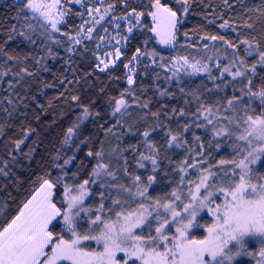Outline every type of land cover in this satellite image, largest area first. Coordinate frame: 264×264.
Returning a JSON list of instances; mask_svg holds the SVG:
<instances>
[{
    "label": "snow or ice",
    "instance_id": "snow-or-ice-1",
    "mask_svg": "<svg viewBox=\"0 0 264 264\" xmlns=\"http://www.w3.org/2000/svg\"><path fill=\"white\" fill-rule=\"evenodd\" d=\"M12 7L0 22V177L35 159L42 141L30 112L40 121L66 105L60 119L72 118L0 223V264H236L242 256L264 264V0ZM193 15L219 21L234 39H193L182 30ZM153 42L197 54L166 57ZM51 88L55 96L40 103ZM14 125L20 135L7 136Z\"/></svg>",
    "mask_w": 264,
    "mask_h": 264
},
{
    "label": "trees",
    "instance_id": "trees-1",
    "mask_svg": "<svg viewBox=\"0 0 264 264\" xmlns=\"http://www.w3.org/2000/svg\"><path fill=\"white\" fill-rule=\"evenodd\" d=\"M214 3L219 4L220 0H213ZM246 3L250 6L259 5L261 0H246ZM13 0H0V22H8L9 18L12 17L15 13V9L12 7ZM199 12V9H197ZM231 15V13H229ZM216 24H208L205 19L202 18L201 15H193L186 18V22L183 25V31H190L193 35V39H196L197 33H211V34H220L224 35L227 39H234L235 33L231 30H221L217 27ZM261 29V25H257V32ZM242 35L243 30H241ZM5 36L7 33L4 34ZM142 39V37H141ZM183 40V38H181ZM19 42V39L12 45L13 47L16 46ZM133 43H137V41H133ZM218 43V42H217ZM158 51H160L166 57L174 56V55H181V54H197L193 49H186V48H165L164 46L156 45L154 42L152 44ZM19 51L26 54L29 49L26 45L20 44ZM54 67H58V65H54ZM124 69L121 67L119 70L115 72V75L119 76L123 73ZM163 75V73H162ZM43 78L49 82H52L53 78L50 74L44 73ZM144 84H150L151 80L149 78H142L141 80ZM185 82L189 84V86H195L196 84L200 83V78H185ZM123 86L122 82L121 85ZM7 87L6 84H0V95H3V89ZM172 90L176 91V85H172ZM46 95L38 97L40 103L47 105L48 101L52 99L56 92V88L51 89H44ZM151 90L149 91L148 95L151 96ZM179 95V94H178ZM167 103L172 106L178 103L177 100H169ZM179 103L182 104V100H179ZM158 105H153V110H156ZM62 111H68L66 105H56L54 104L51 107L47 114H41L40 121H33L32 115L33 113H29V122L32 123L33 127L38 129V134L34 139L38 141H42L40 148L35 154V159L30 162H25L23 167H14L13 174L8 177H0V208H3L4 212L7 213V217H0V223L3 222L5 218H10L12 215L15 214L17 207L20 205L21 201L27 196V190L30 185V180L34 179L32 175L34 172L39 171L38 164L41 162V157L45 155V150H51L52 147L57 143L58 138L63 130V128L68 124L70 119L72 118L70 115L66 116L63 120L60 119V113ZM136 115L135 113L133 114ZM55 121V123H53ZM18 123V122H17ZM7 136H19V129L17 126H13L10 129H7ZM159 138V134H157ZM135 138L132 137H125V142H133ZM28 145L31 146V140L28 141ZM6 149L4 145H0V155H5ZM227 155V152L224 153ZM259 167V166H258ZM264 171V169H260ZM206 220V216L204 217ZM194 235L197 238H202L203 230L197 229L194 231ZM252 246H249L251 249ZM236 264H255V260L251 257L242 256L237 261Z\"/></svg>",
    "mask_w": 264,
    "mask_h": 264
},
{
    "label": "rangeland",
    "instance_id": "rangeland-1",
    "mask_svg": "<svg viewBox=\"0 0 264 264\" xmlns=\"http://www.w3.org/2000/svg\"><path fill=\"white\" fill-rule=\"evenodd\" d=\"M208 219V217L206 216V220ZM195 231V230H194ZM204 234V233H203ZM249 246H252L251 249L255 250L258 246L255 244V241H249ZM240 258V257H239ZM238 258V259H239ZM237 259V260H238Z\"/></svg>",
    "mask_w": 264,
    "mask_h": 264
}]
</instances>
